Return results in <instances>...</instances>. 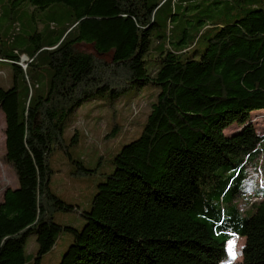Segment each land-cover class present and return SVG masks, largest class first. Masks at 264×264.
Masks as SVG:
<instances>
[{"label":"trees","instance_id":"1","mask_svg":"<svg viewBox=\"0 0 264 264\" xmlns=\"http://www.w3.org/2000/svg\"><path fill=\"white\" fill-rule=\"evenodd\" d=\"M7 1L39 11L61 4L67 22L44 39L0 43V63L11 71L10 86L0 88L4 159L17 182L0 201V264H24L29 235L37 264L62 232L72 240L58 264H220L233 237L243 241L240 264H264V137L248 122L264 111V10L211 24L195 59L182 33L172 36L171 16L161 30L154 20L176 0ZM146 85L155 101L139 136L111 158L82 226L56 224L54 213L74 211L49 188L48 157L66 153V118L84 102ZM75 143L74 133L68 146ZM72 163L81 173L71 175L93 172Z\"/></svg>","mask_w":264,"mask_h":264},{"label":"rangeland","instance_id":"2","mask_svg":"<svg viewBox=\"0 0 264 264\" xmlns=\"http://www.w3.org/2000/svg\"><path fill=\"white\" fill-rule=\"evenodd\" d=\"M149 1L152 3L158 0ZM251 7L264 10V0H176L158 9L154 14V20L161 30L165 18L171 16L172 36L176 38L182 33L184 47L189 54L196 53L194 55L196 59L205 48V39L214 32L210 29L211 24L231 22L241 17L245 10ZM66 16V8L58 3L39 11L26 3L0 0V43L3 44L13 35L18 40V45H23L27 41L26 38L33 33L40 34L42 39L50 32L57 34L64 28ZM150 56L145 57L149 61L145 63L147 71L153 65ZM25 63L26 58L21 56L18 65L22 70ZM10 84L9 66L0 63V88L6 89ZM156 93L157 90L151 85L138 90L130 89L115 100L103 97L84 102L66 118L62 133L64 144L67 145L66 153L56 150L48 157L49 168L53 171L49 177V188L62 201L72 205L74 211L54 213L53 221L56 224L75 230L80 229L83 220L79 215L88 209L96 184L102 182L104 175L112 171L110 160L113 155L123 145L139 136L150 106L155 101ZM248 122L257 134L264 137V111L251 113ZM236 129L238 127L232 125L224 133L229 134ZM3 131L4 122L0 112V201L6 189L17 187L13 169L4 159ZM74 133L76 143L68 146L69 139ZM73 161L79 162L84 169L93 172L88 176L71 175L72 172L81 173L76 170ZM260 170L264 181V161ZM256 175H258L256 171L251 174V181L256 179ZM258 201L259 199H255L254 202ZM247 207L248 205H242L240 209ZM251 213L252 209L249 208L243 216L248 217ZM71 240V235L60 233L54 247L42 256L37 264H58ZM242 243L241 239L233 237L225 245L227 257L220 264H240ZM35 251L34 236L29 235L23 246L24 264L34 263Z\"/></svg>","mask_w":264,"mask_h":264},{"label":"built area","instance_id":"3","mask_svg":"<svg viewBox=\"0 0 264 264\" xmlns=\"http://www.w3.org/2000/svg\"><path fill=\"white\" fill-rule=\"evenodd\" d=\"M248 195H249V194L246 195V197L244 198V201L247 200V201L249 202V198H250L251 196H248ZM251 201H253V199H251L250 202H251ZM250 202H249V203H250ZM247 204H248V203H247ZM247 204H246V205H247ZM244 206H245V205H244ZM244 209H245V208H244ZM244 209L241 208L240 210L244 211Z\"/></svg>","mask_w":264,"mask_h":264}]
</instances>
